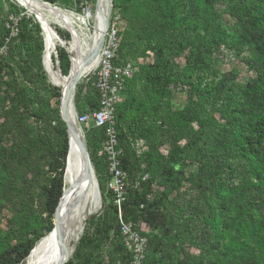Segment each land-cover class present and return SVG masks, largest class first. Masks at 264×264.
Masks as SVG:
<instances>
[{
    "label": "trees",
    "instance_id": "16d2710c",
    "mask_svg": "<svg viewBox=\"0 0 264 264\" xmlns=\"http://www.w3.org/2000/svg\"><path fill=\"white\" fill-rule=\"evenodd\" d=\"M113 1L114 7L125 2ZM200 1L212 9L217 0ZM230 12L235 25L227 42L245 53L241 61L254 71L253 83L238 95L228 93L235 73L230 70L220 74L210 67L205 49L226 42L220 35L221 26L211 18L217 16L213 11L204 28L205 36L198 42L206 44L204 50L198 49L193 60L189 56L185 58L186 69L189 74L194 73L195 79L185 80L191 90L178 111L163 117L153 116L149 121L145 119L146 114L158 112L160 99L168 96L178 82L168 65L154 61V65L142 66L146 71L144 77L134 74L127 79L121 91L123 99L115 111L122 149L120 167L126 174L124 199L120 209L113 203L115 194L106 185L111 175L105 156L99 153L104 133L91 125L89 133L85 131L86 144L101 194L104 201L109 200V205L99 215L87 219L72 258L66 264H129L132 253L126 248L119 229V210L124 221L136 225L142 235L149 237L142 264H264V0H235ZM29 22L25 16L19 21L17 40L27 45L28 50L19 54L16 66L33 90L54 93L55 89L46 83L42 72L41 28L37 23L28 27ZM7 34L4 27L0 29V43ZM11 39L10 36L8 44ZM149 48L162 52L158 45ZM58 52L60 67L66 73L68 56L64 50ZM120 52H127L125 45L117 50L115 64L121 63ZM35 67L37 70L33 72ZM0 68V212L4 208L11 212L8 228L0 233V264H22L34 243L54 227L53 212L62 193L61 170L68 138L58 111L48 113L33 108V99L29 98L26 87L19 86L15 77L4 78L3 66ZM86 83L90 92L80 113L99 106L97 90L91 81ZM3 85L6 89H2ZM208 104L213 105L219 118L198 112ZM30 117L35 122L34 128L26 123ZM214 120L219 124L217 134L199 144L202 128ZM193 121L199 130L194 129ZM150 135L165 137L168 148L162 161L170 165L169 173L175 171V165H186L183 159L186 153L191 158L188 165H196L187 177L200 200L197 199L196 206L187 215L201 217L206 227L200 236L198 253L189 250L185 237L171 238L161 223L169 212L164 203L180 180L167 187L168 191L154 196L150 188L152 179L141 181L139 178V173L160 163L154 157L155 142L143 154V160L133 147V137ZM193 149L195 152L191 154ZM232 159L238 163L233 165ZM156 229L160 235L153 232ZM12 238L16 240L13 244L9 242Z\"/></svg>",
    "mask_w": 264,
    "mask_h": 264
},
{
    "label": "rangeland",
    "instance_id": "374dc122",
    "mask_svg": "<svg viewBox=\"0 0 264 264\" xmlns=\"http://www.w3.org/2000/svg\"><path fill=\"white\" fill-rule=\"evenodd\" d=\"M43 1L56 5L63 10L71 11L75 14L82 15L89 13L90 16L87 18L86 23L83 24V28L89 35L93 33L95 25L94 14L97 0ZM234 2L235 0H217L211 9L204 6L200 0H125V2L117 7H114V1L112 0L109 17L111 16L114 18L115 24L119 29L118 49L125 45V50L127 51L125 53L120 52V65H129L131 68L130 74L125 77V82L127 79L130 80L134 74L144 77L146 71L144 72L145 69L143 68V70L142 66L154 65L155 62L159 65H168V67H170V69H172L174 74L177 76L178 82L174 88L171 89L172 92L168 96H164L160 99V109L158 112H155L152 115L146 114V120L149 121L150 118H153V116L163 117L166 114H173L187 101V95L190 93L191 89L185 80H194L195 75L194 73L189 74V70L186 69L185 58L189 56L191 58L190 60H193V55L197 52V50L203 49L206 45L198 42L205 36L204 28L207 24L206 22L208 21V17H211L210 14L212 11L215 12L217 16L211 18L216 24L221 26L220 31L222 32L220 35H223L226 42L221 43L219 47L211 45L205 49L204 52L206 53V58L210 67L220 74L227 73L230 70L235 73V78L230 79L228 93H237L238 95L243 88H247L253 83L256 76L254 71L248 68L241 61V57L244 56L245 53L243 51L238 52L233 44H229L227 42L231 38L235 25V18L230 12L231 6ZM22 16H25L28 20H30L28 27L35 25L36 23L39 25L35 16L16 0H0V29L4 27V30H7L8 32L7 35H4V42L0 43V67L3 66V76L4 78L15 77L19 86L21 85L26 87V92L28 93L29 98L33 99V108H38L41 112L46 111L48 113L52 112V110H57L60 115L61 89L51 82L44 68L42 67V72H44L46 76V83L50 85L51 88L55 89L54 93H52L53 91L50 92L48 90H33L32 84L23 78L22 72L16 66V63L19 60V54H23L28 50L27 45L19 44L17 40L19 21ZM54 27L58 32H60V35L64 34L67 36L64 38L61 35L66 42L71 40V34L67 30L57 24H54ZM12 30L13 35L11 34ZM150 32L155 33L156 39H154V35L149 34ZM10 36L12 39L9 42V48V44L7 42ZM41 40L43 44L42 30ZM87 40L85 39V41ZM151 45L155 47L157 45L160 46L162 52L158 53L155 49H150L149 46ZM60 50H64L66 52L70 62L66 73H63L60 67L58 52ZM42 54L43 50L41 53V63ZM70 56L71 53L68 52L65 47L61 45L56 46L53 61L55 66L59 68L63 74H67L69 72L71 66ZM168 67L166 66V68ZM35 69L37 70L35 67L33 72H36ZM1 70L2 69L0 68V72ZM91 71L87 75L83 76L74 87L72 102L75 114H79L83 110L86 95L90 92L89 86L86 82ZM34 77H36V75H34ZM202 86L203 84H201V87ZM2 89H6L5 85L2 86ZM37 97L41 99H38ZM8 102L9 101H7L5 105L6 107L10 104ZM198 112L210 118L213 116L216 119L219 118V113L215 111L213 105L210 104L206 105V107H200ZM27 121L28 122L26 123L30 124L31 127H35V122L32 117L28 118ZM220 121L223 122L222 120ZM185 124L187 125V123ZM191 124L194 126L195 130H199L196 121H193ZM79 125L85 136V131L87 134L89 133L88 128L92 125V123L90 122ZM218 125L219 124H216L215 120L208 124L206 123L202 128L203 132L201 134L203 135L199 138L198 143L201 144L206 141V137H209V139L213 138L215 134H217L215 130L219 128ZM84 138L86 142V136ZM152 142H155L157 149L154 157L158 158L160 163H154V165L147 169V171L139 173V178L141 181L149 178L152 179L150 188L154 196H159V192H163V190L168 191L167 187H171V184L180 180L178 187L169 194V199L164 203V208L167 207L169 212L165 213V211H163V214L165 213L166 215L161 220V223L163 225L165 224L164 226L167 228L169 235L172 236L171 238L174 239L175 237H178L183 239L185 237L189 250L198 253L200 236L203 235L206 227L202 223L200 219L201 217L198 218L197 216L187 215L191 210H193L192 206H196V201L200 200V198H197L195 194V189L188 181L189 177H187L189 172L195 169L196 165H188L191 158L186 153L183 156L184 164L186 165H175V171L173 173H169L168 168L170 165H165L162 161V156L167 153L168 148L166 139L163 136L153 135L147 137H133L132 139L135 152L137 155H141V160L144 158L143 154L150 151V144ZM88 152L90 155L89 150ZM193 152H195V149L191 151V154ZM231 161L233 162V165L238 163V160L236 159H232ZM141 162L143 167L146 168V164L143 161ZM179 171L181 173H179ZM235 180L237 179L235 178ZM231 182L232 181H230V183ZM106 185L107 188H109V180H107ZM108 205L109 200L106 199L104 201L101 194V206L92 216L99 215L105 207L108 208ZM10 215L11 212L6 208L2 209L0 212V233L8 228V219L10 218ZM171 215L174 216V218L172 217L173 219L171 218ZM92 216H89V218ZM139 228L144 229L142 226H139ZM145 231H147V228H145ZM153 232L160 235V230L158 229ZM146 238L148 247L149 237ZM9 242L13 244L16 240L15 238H12ZM146 251L148 253L147 249ZM71 258L72 256L69 259ZM68 260L64 264H66Z\"/></svg>",
    "mask_w": 264,
    "mask_h": 264
},
{
    "label": "bare ground",
    "instance_id": "6f19581e",
    "mask_svg": "<svg viewBox=\"0 0 264 264\" xmlns=\"http://www.w3.org/2000/svg\"><path fill=\"white\" fill-rule=\"evenodd\" d=\"M16 1L34 15L40 25L43 33L44 69L51 82L61 89L60 101H63L72 87L76 74L81 72L79 81L98 63L99 50L97 49L95 52L94 48L110 10L108 0H97L94 14L95 25L93 33L90 35L83 28V24L90 16L89 13L75 14L40 0ZM54 24L71 34L69 42L62 40L57 35ZM85 39L88 40L85 41ZM57 45L65 47L71 53V66L67 74H63L53 61ZM73 92L74 89L72 94ZM68 109L71 110L70 104H68ZM79 128L67 136V151L61 170L63 171L62 193L53 212L54 227L47 235L34 243L22 264L65 263L73 255V245L78 240L85 221L101 206V197L93 177L87 182L83 179L86 161L78 144V138L82 139L85 148L86 142L82 129Z\"/></svg>",
    "mask_w": 264,
    "mask_h": 264
},
{
    "label": "built area",
    "instance_id": "2783aa9c",
    "mask_svg": "<svg viewBox=\"0 0 264 264\" xmlns=\"http://www.w3.org/2000/svg\"><path fill=\"white\" fill-rule=\"evenodd\" d=\"M118 30L114 18L110 16L99 51L98 63L87 77V81H91L98 92L99 106L92 111L76 114V121L78 124L91 122L92 126L103 130L104 140L99 153L106 158L108 172L111 175L109 189L115 194L113 203L120 209L121 201L124 199L122 192L126 174L120 167L122 149L119 146L115 125V111L117 104L123 99L121 91L131 68L129 65L122 66L114 62L118 50ZM11 34L13 35V30ZM118 219L125 246L132 253L129 264H142L147 243L146 236L142 235L136 226L124 221L120 210Z\"/></svg>",
    "mask_w": 264,
    "mask_h": 264
},
{
    "label": "water",
    "instance_id": "95a60500",
    "mask_svg": "<svg viewBox=\"0 0 264 264\" xmlns=\"http://www.w3.org/2000/svg\"><path fill=\"white\" fill-rule=\"evenodd\" d=\"M40 1L41 2H46V1H42V0H40ZM108 6H109V9L112 7V0H108ZM109 12H108V14L106 16L102 33H101L99 39L96 42V47L94 48L95 52L97 51V49L100 51V48H101V45H102V42H103L104 32L106 30L108 19H109ZM55 32L57 33V35L62 40H64L63 37L59 34V32L57 30H55ZM42 66H43V68H45L43 59H42ZM80 75H81V72H78L76 74V76H75V78L73 80L71 89L68 91V94L66 95L65 99L63 101H60V117L63 120V122L65 123L67 136H68V134L80 129L79 128L80 125L76 121V114H75V111H74V107L72 105V99H73L72 98V96H73L72 91H73L74 87L76 86V84L78 83V79H79ZM68 104H70L71 110L68 109ZM83 135H84V133H83ZM78 144H79V146L81 148V152H82L83 157H84V159L86 161V169H85V172H84L85 175H84L83 179L86 180V182H87L91 177H93L94 182H95V186H96V188L98 190L99 196L101 197L100 185L98 183V180H97V177H96V174H95V171H94L92 159H91V157L89 155L87 147L85 148V146L83 144V141H82V139L80 137L78 138ZM60 198H61V196H60ZM60 198H59V200H60ZM83 229H84V226H83V228L81 230V234L83 232ZM77 242L73 245V252L75 250Z\"/></svg>",
    "mask_w": 264,
    "mask_h": 264
}]
</instances>
